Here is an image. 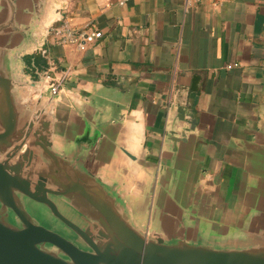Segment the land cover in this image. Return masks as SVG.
Masks as SVG:
<instances>
[{
  "label": "crops",
  "instance_id": "crops-1",
  "mask_svg": "<svg viewBox=\"0 0 264 264\" xmlns=\"http://www.w3.org/2000/svg\"><path fill=\"white\" fill-rule=\"evenodd\" d=\"M63 21L102 34L84 49L57 43L48 31ZM41 24L24 54L46 50L59 130L112 117L113 140L136 156L116 163L132 188L177 163L201 213L221 218L242 200L264 146V0H52Z\"/></svg>",
  "mask_w": 264,
  "mask_h": 264
},
{
  "label": "water",
  "instance_id": "water-1",
  "mask_svg": "<svg viewBox=\"0 0 264 264\" xmlns=\"http://www.w3.org/2000/svg\"><path fill=\"white\" fill-rule=\"evenodd\" d=\"M50 1L0 0V264H264V146L244 197L217 218L190 202L177 163L132 188L116 163L136 156L113 140L114 118L58 129L46 70L31 78L19 56Z\"/></svg>",
  "mask_w": 264,
  "mask_h": 264
},
{
  "label": "built area",
  "instance_id": "built-area-1",
  "mask_svg": "<svg viewBox=\"0 0 264 264\" xmlns=\"http://www.w3.org/2000/svg\"><path fill=\"white\" fill-rule=\"evenodd\" d=\"M48 32L51 33L55 42L60 44H73L79 49L86 48L88 43L92 42L102 34V31L97 28L88 25L75 27L66 21H63L60 24L51 25ZM40 51L45 55V49H41ZM233 64L236 65L237 63L234 62ZM44 75L48 76L47 70ZM49 87L51 92L55 93L58 90V83L51 82Z\"/></svg>",
  "mask_w": 264,
  "mask_h": 264
},
{
  "label": "trees",
  "instance_id": "trees-1",
  "mask_svg": "<svg viewBox=\"0 0 264 264\" xmlns=\"http://www.w3.org/2000/svg\"><path fill=\"white\" fill-rule=\"evenodd\" d=\"M23 59L27 66H30L32 69H39L42 70V68L45 65V59L42 57V54L40 52H35L32 54H25L23 56Z\"/></svg>",
  "mask_w": 264,
  "mask_h": 264
}]
</instances>
